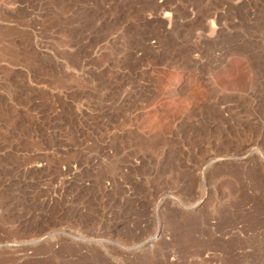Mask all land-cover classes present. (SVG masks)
<instances>
[{
    "label": "rangeland",
    "instance_id": "374dc122",
    "mask_svg": "<svg viewBox=\"0 0 264 264\" xmlns=\"http://www.w3.org/2000/svg\"><path fill=\"white\" fill-rule=\"evenodd\" d=\"M0 264H264V0H0Z\"/></svg>",
    "mask_w": 264,
    "mask_h": 264
},
{
    "label": "bare ground",
    "instance_id": "6f19581e",
    "mask_svg": "<svg viewBox=\"0 0 264 264\" xmlns=\"http://www.w3.org/2000/svg\"><path fill=\"white\" fill-rule=\"evenodd\" d=\"M150 85V84H149ZM130 89V88H129ZM133 93H135L134 90H132ZM153 91V90H152ZM149 92V91H148ZM132 93V92H131ZM146 94V93H145ZM156 94V93H155ZM136 95V93H135ZM150 95V94H149ZM133 96V95H132ZM139 97V95H138ZM158 97V96H157ZM136 98V96H135ZM146 98V97H145ZM133 99V98H132ZM145 100V99H144ZM145 102V101H144ZM152 102V101H151ZM136 103V102H135ZM138 103V102H137ZM149 103V102H148ZM151 105V104H150ZM149 104L147 105L146 103H144L143 105H135L134 103L130 104L129 105V110H128V117H127V123H128V126L126 128V130L128 132H137V133H140L142 132V136L144 135V137H151V136H154L156 134H158L159 130H160V126H156L154 125V127H152L153 124H155L154 122H158L160 120V117L157 115L155 116H149L148 114L150 113L149 112ZM153 107V106H152ZM151 107V108H152ZM159 108V107H158ZM161 108V107H160ZM154 109V107H153ZM152 109V110H153ZM156 109V108H155ZM163 109V108H162ZM158 113V112H157ZM118 115V114H116ZM121 117V116H120ZM124 117V116H123ZM113 118H115L113 116ZM117 119V117H116ZM118 119H119V116H118ZM125 119V118H124ZM124 119H119L120 121L123 120L125 121ZM129 119V121H128ZM181 119V118H180ZM118 120V122H119ZM111 122V121H110ZM108 122V123H110ZM120 123V122H119ZM118 123V124H119ZM123 123V122H122ZM125 123V122H124ZM115 124H116V121H115ZM141 124H146V128L144 129H140V125ZM162 127V126H161ZM155 128H156V134H155ZM121 130V128H119ZM123 129V128H122ZM117 133V132H116Z\"/></svg>",
    "mask_w": 264,
    "mask_h": 264
},
{
    "label": "built area",
    "instance_id": "2783aa9c",
    "mask_svg": "<svg viewBox=\"0 0 264 264\" xmlns=\"http://www.w3.org/2000/svg\"><path fill=\"white\" fill-rule=\"evenodd\" d=\"M152 44H155V41H152L151 42ZM201 52H195L194 53V59L198 62V65L199 66H203L204 65V63H205V60L204 59H202V57H201V54H200ZM148 69L147 68H143V69H141V71L142 72H145V71H147ZM174 69H171V68H161V69H158L157 71L159 72V73H163V74H166V73H170V72H172ZM186 71H188V72H190V73H195L196 75H198L199 74V70H193V69H191V70H186ZM151 74H155V72L154 71H152L151 72Z\"/></svg>",
    "mask_w": 264,
    "mask_h": 264
}]
</instances>
